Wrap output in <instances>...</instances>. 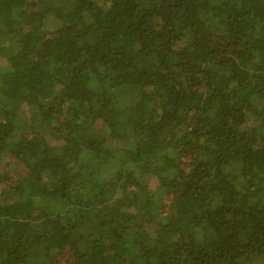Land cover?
<instances>
[{"label":"trees","instance_id":"trees-1","mask_svg":"<svg viewBox=\"0 0 264 264\" xmlns=\"http://www.w3.org/2000/svg\"><path fill=\"white\" fill-rule=\"evenodd\" d=\"M0 264H264V0H0Z\"/></svg>","mask_w":264,"mask_h":264},{"label":"rangeland","instance_id":"rangeland-1","mask_svg":"<svg viewBox=\"0 0 264 264\" xmlns=\"http://www.w3.org/2000/svg\"><path fill=\"white\" fill-rule=\"evenodd\" d=\"M153 187L155 186V185H152Z\"/></svg>","mask_w":264,"mask_h":264}]
</instances>
